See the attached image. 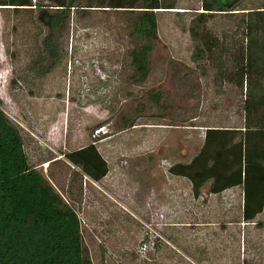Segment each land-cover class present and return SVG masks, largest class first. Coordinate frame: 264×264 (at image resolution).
Masks as SVG:
<instances>
[{
	"label": "rangeland",
	"instance_id": "374dc122",
	"mask_svg": "<svg viewBox=\"0 0 264 264\" xmlns=\"http://www.w3.org/2000/svg\"><path fill=\"white\" fill-rule=\"evenodd\" d=\"M164 1L174 7L155 11L142 79L124 10L77 0L49 31L36 14L53 20L50 2L0 5V109L28 164L74 209L92 264H264V206L245 221L238 186L211 194L206 182L193 196L186 177L167 171L197 152L205 127L242 125L245 83L219 71L234 70L246 45L242 11L264 0L212 13L196 38L200 0ZM213 36L207 49L202 37ZM89 142L107 167L98 180L63 155Z\"/></svg>",
	"mask_w": 264,
	"mask_h": 264
},
{
	"label": "trees",
	"instance_id": "16d2710c",
	"mask_svg": "<svg viewBox=\"0 0 264 264\" xmlns=\"http://www.w3.org/2000/svg\"><path fill=\"white\" fill-rule=\"evenodd\" d=\"M46 1L55 9L53 20L43 10L37 12L36 18L53 31L64 17L63 9L74 5L77 0ZM85 1L89 6L95 4L128 13V35L135 44L129 51V63L135 72L133 77L144 78L148 69V52L156 39L155 11L173 8L172 1ZM238 4V0H200L202 10L191 19L189 26L192 37L200 36L198 24L207 16L216 12L231 13ZM0 5L27 9L33 4L30 0H0ZM242 12H245L246 45L233 57L234 70L219 71L220 76L224 75L239 85L242 81L245 83L242 125L205 127L197 152L186 162L170 164L167 171L186 177L193 196L199 194L206 182L207 191L214 194L238 186L241 190V218L251 221L264 206V6ZM46 18L49 21L45 22ZM202 39L207 49L217 45L215 36ZM197 51L205 52L203 47ZM152 98L156 100L157 96ZM63 155L92 180L100 179L107 171L105 160L92 142ZM0 264H92L82 246L74 209L39 170L28 164L20 132L1 109Z\"/></svg>",
	"mask_w": 264,
	"mask_h": 264
},
{
	"label": "crops",
	"instance_id": "0c3cea01",
	"mask_svg": "<svg viewBox=\"0 0 264 264\" xmlns=\"http://www.w3.org/2000/svg\"><path fill=\"white\" fill-rule=\"evenodd\" d=\"M177 9H179V8H177ZM179 10H184V9L180 8ZM202 138H203V136H202ZM233 187H234V186H233ZM211 194H213V193H211Z\"/></svg>",
	"mask_w": 264,
	"mask_h": 264
}]
</instances>
